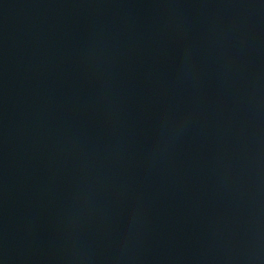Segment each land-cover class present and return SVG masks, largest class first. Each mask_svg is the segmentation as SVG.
Listing matches in <instances>:
<instances>
[{
	"label": "water",
	"instance_id": "obj_1",
	"mask_svg": "<svg viewBox=\"0 0 264 264\" xmlns=\"http://www.w3.org/2000/svg\"><path fill=\"white\" fill-rule=\"evenodd\" d=\"M0 264H264V0H0Z\"/></svg>",
	"mask_w": 264,
	"mask_h": 264
}]
</instances>
